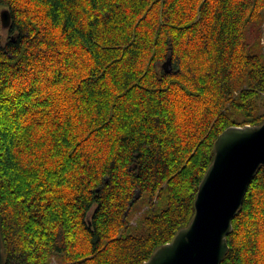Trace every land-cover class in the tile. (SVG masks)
<instances>
[{"label": "trees", "instance_id": "trees-1", "mask_svg": "<svg viewBox=\"0 0 264 264\" xmlns=\"http://www.w3.org/2000/svg\"><path fill=\"white\" fill-rule=\"evenodd\" d=\"M262 39L264 0H0L6 264H143L171 242L218 137L264 123ZM227 241L222 264H264V167Z\"/></svg>", "mask_w": 264, "mask_h": 264}, {"label": "water", "instance_id": "water-1", "mask_svg": "<svg viewBox=\"0 0 264 264\" xmlns=\"http://www.w3.org/2000/svg\"><path fill=\"white\" fill-rule=\"evenodd\" d=\"M1 24L5 29L10 27L9 11L1 12ZM163 67L170 73L171 59ZM214 152V161L199 186L192 221L143 264H222L225 260L233 221L248 188L264 167V123L226 129L216 140ZM0 264H6L1 228Z\"/></svg>", "mask_w": 264, "mask_h": 264}, {"label": "rangeland", "instance_id": "rangeland-1", "mask_svg": "<svg viewBox=\"0 0 264 264\" xmlns=\"http://www.w3.org/2000/svg\"><path fill=\"white\" fill-rule=\"evenodd\" d=\"M2 11H4V10H2ZM11 22H12V17H11ZM4 31H6V30H8V29H3ZM262 44H263V46H264V39H262Z\"/></svg>", "mask_w": 264, "mask_h": 264}, {"label": "bare ground", "instance_id": "bare-ground-1", "mask_svg": "<svg viewBox=\"0 0 264 264\" xmlns=\"http://www.w3.org/2000/svg\"><path fill=\"white\" fill-rule=\"evenodd\" d=\"M10 26H11V25H10ZM2 28H3V27H2ZM9 28H10V27H9ZM9 28H8V29H9ZM3 29H5V28H3Z\"/></svg>", "mask_w": 264, "mask_h": 264}]
</instances>
